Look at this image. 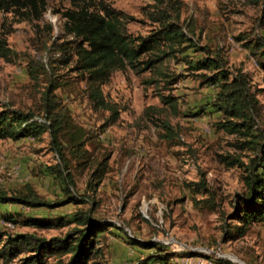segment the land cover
<instances>
[{"label": "rangeland", "instance_id": "obj_1", "mask_svg": "<svg viewBox=\"0 0 264 264\" xmlns=\"http://www.w3.org/2000/svg\"><path fill=\"white\" fill-rule=\"evenodd\" d=\"M178 1L180 26L194 47L140 75L114 72L101 89L118 112L115 119L109 107L89 100L73 63L60 66L71 45L60 13L72 8L71 0H47V11L37 21L0 12V39L11 52L8 59L0 58V109L41 118L44 93L53 91L65 115L59 142L74 183L70 193L84 202L52 208L0 205L1 243L16 234L47 240L76 236L80 226L60 222L91 209L94 223L109 224L97 238L100 264H138L155 253L133 244L130 236L174 253L167 264H185L193 256L209 264H264V221L241 235L240 224L227 217L235 196L244 191V168H229L220 160L233 155L247 164L253 154L235 147L236 136L217 129L221 117L212 108L217 88L201 84L196 76L211 73L188 66V61L217 54L224 69H241L259 102L255 128L264 132V0ZM103 2L133 19L126 24L132 38L157 27L149 15L164 7L157 0ZM160 96L172 97L173 105L162 103ZM59 162L48 132L38 139L0 140V193L24 196L29 186L39 199L57 203L64 198L62 184L45 169ZM99 165L105 174L91 193L87 184ZM198 183L207 191L195 190ZM29 220L56 227L36 228L27 225ZM28 255L25 251L11 261L0 257V264H19ZM67 259L49 257L45 264Z\"/></svg>", "mask_w": 264, "mask_h": 264}, {"label": "trees", "instance_id": "obj_2", "mask_svg": "<svg viewBox=\"0 0 264 264\" xmlns=\"http://www.w3.org/2000/svg\"><path fill=\"white\" fill-rule=\"evenodd\" d=\"M157 1L164 7L156 9L149 15V20L157 27L146 36L139 35L134 38L130 37L126 30L128 20L133 19L104 4L103 0H71L72 8L60 13L64 19L62 31L70 38L71 44L70 52L63 54L67 57H63L60 66L73 63L74 72L82 75L86 94L95 106L104 109L109 107L101 88L114 72L124 73L130 70L133 74L140 75L152 71L177 53L194 47L192 40L184 34L179 23L181 3L178 0ZM46 11L47 0H0V12L12 13L23 21L40 20ZM62 44L61 42L60 47ZM10 55L5 40L0 39V58L8 59ZM224 64L217 54L215 57L206 56L196 62L188 61L191 70L211 73L210 75L198 73L196 76L202 79L201 84L217 88L212 102V108L221 117L217 129L227 135L236 136L235 147L253 154L247 164L233 155L220 157L226 167L244 168L242 177L244 191L235 196L232 212L227 216L229 220L240 224L238 232L243 235L250 225L264 221V132L255 128L254 121L259 114V102L247 75L241 69L230 72L223 68ZM34 71L31 70V74ZM150 82L152 84L154 81ZM55 88L54 85L53 89ZM160 100L164 104L173 105L172 97L160 96ZM57 105L53 91L48 90L44 93V116L41 118L19 110L1 108L0 140L38 139L44 132H48L53 150L61 162L46 167L45 170L54 178H59L64 198L57 203L49 204L39 199L31 187L26 186L24 196L10 197L0 193V205L18 204L29 208H52L84 203L83 199L70 193L74 183L67 170L68 164L64 159L62 144L59 142L60 133L66 125L65 115ZM111 110L115 119L118 112ZM164 127L171 133V127L167 124ZM74 146L78 150L79 145ZM104 169L105 166L99 165L91 174V181L87 184V190L91 193L99 186L105 174ZM194 187L195 190H206L203 183L195 184ZM90 213L91 209L79 210L72 220L60 222L59 226L68 223L80 226L81 229L77 231L76 236L67 235L47 240L31 234H16L6 237L3 243L0 236V257L4 261H11L26 251L31 255L22 258L19 264H45L46 258L66 255L68 259L63 264H100L98 258L102 257V252L97 247V238L109 224L94 223ZM27 225L41 229L56 227L46 220H29ZM128 238L133 244L144 249H156L155 253L148 255L138 264H167L175 257L174 253L164 252L154 243H139L132 237Z\"/></svg>", "mask_w": 264, "mask_h": 264}, {"label": "built area", "instance_id": "obj_3", "mask_svg": "<svg viewBox=\"0 0 264 264\" xmlns=\"http://www.w3.org/2000/svg\"><path fill=\"white\" fill-rule=\"evenodd\" d=\"M124 230H125L126 234L129 235L128 230H126V229H124ZM165 244H169V243H165ZM192 261L195 264H209L202 257H199V256H193L191 258H187L186 261H185V264H191Z\"/></svg>", "mask_w": 264, "mask_h": 264}, {"label": "bare ground", "instance_id": "obj_4", "mask_svg": "<svg viewBox=\"0 0 264 264\" xmlns=\"http://www.w3.org/2000/svg\"><path fill=\"white\" fill-rule=\"evenodd\" d=\"M235 261V259H233Z\"/></svg>", "mask_w": 264, "mask_h": 264}]
</instances>
